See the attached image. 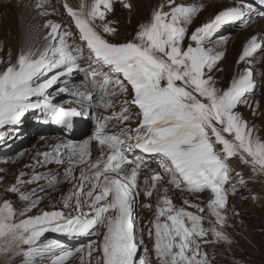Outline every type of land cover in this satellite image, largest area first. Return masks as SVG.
<instances>
[{
	"label": "snow or ice",
	"instance_id": "snow-or-ice-1",
	"mask_svg": "<svg viewBox=\"0 0 264 264\" xmlns=\"http://www.w3.org/2000/svg\"><path fill=\"white\" fill-rule=\"evenodd\" d=\"M169 5L168 12L155 10L150 21L139 26L132 40L113 43L97 30L95 24L99 20L103 33L115 35L117 29L110 26L111 22H106V15L114 11L113 0H93L87 11L83 3L78 10L65 3L83 47L69 44L68 37L72 33L61 31L60 24L49 21L45 25L50 29L45 37L48 44L43 51L39 54L31 50L22 52L15 62L0 69V128L16 125L25 113L41 108L46 110L52 123L71 128L75 118L89 114L87 109H107L112 106L111 98L127 97L128 86L131 90V99L122 102L118 114L96 121L90 139L108 150L106 158L102 151L101 159L89 162L87 141L68 146L72 156L78 157L74 163L88 164L87 169H81L79 184L63 199L64 207L72 208L75 214L42 211L18 219L36 207L41 199L38 196L32 198L35 189L23 192L21 187L48 179L46 176L35 175L24 180L25 174L21 173L16 183L5 190L17 194L18 200L24 202L21 208H15L7 199L0 203V255L6 261L12 256H22V264H36L37 257L50 254L53 256L51 264H66L83 249H65L58 242L37 246L44 233L84 235L102 227L104 231L99 244L88 245L90 257L93 252L99 253L96 264H152L147 247L144 255L138 252L143 239L137 236L134 204L139 195L137 177L142 163L139 158H128L126 153L132 148L160 161L162 171L151 177V187L144 191L146 197L153 195L157 182L162 180L182 192L208 191L211 194L206 207L185 199L184 205L196 209L192 212L175 205L168 189H163L164 194L157 201L155 217L148 230L156 264H210L202 245L220 241L231 243L223 231L229 191L225 184L231 179L232 171L229 160L237 158L250 165L253 176H264V140L255 135V130L236 111L240 104H247V95L256 86L253 72L246 68L231 79L228 87L218 88L210 73L223 54H213L204 45L223 25L244 19L251 8L232 6L219 11L210 21L192 31L188 36L189 43L184 47L187 26L203 5H184L175 0H169ZM123 7L131 8V5L123 3ZM84 48L88 52V69L81 68L79 63L84 59ZM262 48L264 43L258 42L256 36L250 37L237 63L246 61ZM75 71L90 74L93 91L99 89L101 93L95 104L92 103L93 91L73 93L80 98L77 102L84 105L81 110L57 106L48 91L62 76ZM53 72L55 74L49 75ZM58 91L63 93L67 89ZM106 96L110 99L105 100ZM33 97L36 98L34 101ZM131 106L138 111L132 114ZM134 118L139 119L136 128L121 129L113 134L107 132L112 120L127 122ZM42 155L44 162L61 163L58 154ZM126 164L134 166L129 174H122ZM69 176L71 169L65 173V178ZM236 177L240 185H245L241 173L237 172ZM59 182L53 176L48 179L47 186L54 187ZM85 182L91 184L87 191ZM145 183H148L147 179ZM235 188L233 185L230 190L235 191ZM83 197L90 200L87 212L83 210ZM205 212L214 218L208 219L209 228L203 226L206 217L201 213ZM209 233L211 240L207 239ZM56 250L59 255H55Z\"/></svg>",
	"mask_w": 264,
	"mask_h": 264
},
{
	"label": "rangeland",
	"instance_id": "rangeland-1",
	"mask_svg": "<svg viewBox=\"0 0 264 264\" xmlns=\"http://www.w3.org/2000/svg\"><path fill=\"white\" fill-rule=\"evenodd\" d=\"M176 1L177 0H175V2ZM179 1L181 3H185L188 0H178L177 2L179 3ZM225 2L228 3L230 2V0L224 1L223 4L220 6L221 8L224 7V5H226ZM123 3H129L131 5V8L123 7ZM42 4L45 3L42 2ZM42 4L39 2V5L41 6L37 8L39 9L42 7L43 8L47 7L52 10V8H50L49 6H44ZM59 4H60L59 0H55V4L53 5H56L57 8L59 7ZM140 4L143 9H138L137 7H134L132 0L113 1L114 11L106 15V22H111L110 26L117 29L115 35H108L106 33H103L102 22H100L99 20L95 22L97 30L100 31L101 34L104 35L106 39H108L110 42L113 43H123L132 40L136 32L139 30V26L143 23H148L150 21L151 16L154 12V8L156 7L157 8L156 10H161V8H163L162 6L160 7L157 5L154 6L152 5V8L154 7L152 11L150 13L145 12L144 13L145 16H143L142 12L145 11V4L143 2H141ZM235 4L240 6L239 3L237 4V2ZM165 6L166 9H164V12L170 11L169 2H167ZM88 9L89 8L85 9V11H87ZM60 14H61V6L60 9L56 10L54 16L55 18H57L56 22L58 24L65 25L66 21L64 22V18L61 17ZM256 15L257 14H255L254 16ZM205 22L206 20L202 19L198 12L197 15L193 18L192 23L187 26L188 31L184 41V45H183L184 47H187L189 43L188 36L191 35L192 31H194L197 27L201 26ZM241 30H243V27L240 28L238 27L234 31L231 30L226 35L224 36L222 35L223 39L218 37L216 40L212 42L205 43L204 46L207 49H211L213 54L218 53L219 52L218 49L221 47L219 46V48L217 49L216 45L219 44L223 46L222 43L225 42V37L228 34L232 33L230 35L237 36V34L241 32ZM213 44L215 45L213 46ZM37 46H40V44L38 43L36 47ZM207 46H210V48ZM211 46H213V48H211ZM257 53H259V50H257V52H255L252 57L247 58L245 61V62L247 61L253 62V65L246 63L240 69L242 71L238 70V72L236 67H234L231 70L232 71L231 74H226V72L229 73L230 67L232 65L237 66L236 62L239 56H237L236 53H232L229 56H226L225 58L222 56V59L217 62L214 70L210 74L213 76L215 84L218 88H226L229 86L231 79L241 74V72H243L244 69L246 68L249 69L251 67L254 70L253 73L255 74V76L253 75V79L256 86L253 92L247 95V101H248L247 104H243V103L240 104L236 109V111H238L242 115L244 120L247 121L249 127H252L255 130V135H257L261 140H264V106H263L264 85L262 83V78L260 77L261 72H258V71H264V68L261 67L263 65L262 60L264 58V50H262V53H260V57H257L258 55L256 56ZM11 55L10 53H8V57L12 58L13 56L12 62L13 61L15 62L17 55H12V56ZM255 58L257 59L256 61L254 60ZM255 62H258L257 64L259 66H256L258 69H255V65H257L255 64ZM8 63L9 60L5 61L4 67L8 65ZM226 64H228V66ZM1 67L0 69H3V67L2 68ZM79 99H80L79 97L72 98V100H75V102ZM75 102L72 103L75 105L73 107H75L76 109L81 110L84 107L82 103L75 104ZM53 103L56 104L57 106H62L60 102H56L55 100L53 101ZM116 110H117L116 113H118L119 109L116 108ZM111 113L113 114L114 112L111 110L110 112H107L106 115H111ZM83 117L84 118L82 117L81 118L86 119V123L88 124H90L91 121H94V118L91 117L90 115ZM133 123L136 124L135 121H133ZM32 128L30 127L26 139H24L23 137L24 135L23 132L26 133V130L22 131L21 138L24 140H22L21 143H19L20 141L18 140L17 142H12L10 145H7L6 147H4L3 145L0 148V150L3 151L2 153H0V156H6V158L12 150L15 151L20 146L22 149L25 150V154L23 155L24 158H22L24 159V163H20L18 161L14 163L13 161H10L11 163L9 165H7L8 163L5 164V166L7 165L5 167L4 164H2L3 161L0 162V203H2L3 200L7 199L12 202L15 208H21L24 206V202L18 200L17 194L9 193L5 191L8 187L16 183V179L17 177L20 176L21 173L25 174L22 177V179L24 180H29L35 175L46 176L48 179H51V177L54 176L57 177L58 180L60 181L54 187L47 186L48 179H41L32 184H25L21 187V191L23 192H30L32 189H35L36 190L35 196H33L32 198L35 199L38 196L41 197V199L39 204L36 205V207L31 208L29 211L25 213L24 217H18V219H24L27 216L38 215L42 211L59 210V211H63L65 214H69V213L75 214L73 213L72 208L64 207L63 199L67 193L73 190L74 186L79 184L81 169H87L88 164L74 163V161L77 160L78 157L72 156L70 150H68L69 154L71 155L69 159H67L68 157L66 155L65 157H63V154L61 156L62 158L58 156L61 163H56L54 160H50L49 162H44V156L42 155L43 153H50L52 156H56L57 154L53 150H51L50 146L48 145L42 146L41 150H39L38 152H37L38 147L34 149L33 146L38 144V142L41 140L40 138L49 135L50 133L44 135L43 133L45 132L41 131V129L34 130L35 127ZM41 132L42 134H40ZM7 135L13 139L14 133H7ZM55 136L57 137V135ZM86 137H91V136H87V135L81 136L77 141H70L68 139H63L64 144H62V146L66 147L67 144L72 145L76 143H77L76 145H80L88 140ZM39 145L40 144H38L37 146ZM97 147L100 149L98 150L100 153L102 151H105L102 149L101 146L97 145ZM20 150H18V153H21ZM88 150L90 152V147ZM89 157H88V161L90 162ZM95 161L96 160L92 162ZM129 167L132 168L133 166L129 164H126L125 167L123 166L121 170L122 174L124 173L127 174L126 171L127 169H129ZM229 167L232 171L230 173L231 179L228 182H226V188L229 189V191L227 194L226 209L224 210V214L226 216V224L225 227L223 228V231L229 237L231 243L225 241H220L217 243H208L202 245L203 250L208 254L210 264H264V176H253L250 165L243 164L237 158H230ZM69 169H71V176L65 178V173ZM146 171L148 173L147 184L144 182V180L137 177L138 178L137 183H139L138 184L139 190L141 186H142L141 190L144 186H146L147 188L151 187L150 178L156 172L149 170ZM237 172L241 173L243 179L245 180V185L242 186L238 183L239 178L236 177ZM102 179L103 178L101 177V180ZM158 183H159L158 184L159 187L162 186L164 187V189H168V195L172 198L173 203L175 205L185 207L186 210L192 212L196 211L195 208H190L187 205H184L183 201L185 199L189 200L193 204H198L202 207H206L207 199L211 195L210 192H205L201 194H192V193L188 194L187 192H182V191L172 192L169 186L166 185L163 180L158 181ZM233 185H236L235 191L230 190ZM90 188H91V184L85 182V190L87 191ZM98 191L99 189H96V192ZM140 191H139V195H137L135 198V204H134V216L136 218L135 222H137L136 228L139 230L137 232V236L138 237L142 236L143 239V244L139 248L138 252L139 255H144V248L147 247V249L149 250L148 257L151 259L152 264H156L155 256L154 253L152 252L153 242L148 236V230L149 228H151V221L155 217V208L158 200H156L154 192L152 196L146 197L144 195V192L140 193ZM88 203H90L89 198L83 197V204H84L83 210L86 212L89 211V209L87 208ZM72 204L73 205L75 204V198H73ZM145 205H151V207H145ZM201 215H204L206 217L203 226L205 228L211 227V225L208 223V219H214V218L208 217L207 212L201 213ZM103 231L104 229L102 227H99L98 236L94 238L92 241H88L82 246L76 247L71 245H65L63 243H60L56 239L52 238L51 236H46L45 239L38 241L37 246L43 247L44 245L55 244L58 242L59 244L63 245L65 249L75 250L77 248H80L83 249V251L80 253H76L73 257L69 258V260L66 261V264H96V257L99 255V253L93 252L92 256L90 257L88 255V245L93 243L98 245L99 242L102 240ZM207 239L208 240L212 239L211 233H209ZM22 248L26 250L27 246H22ZM59 254H60L59 250H56L55 255H59ZM22 259H23L22 256H12L10 260L6 261L5 257L3 255H0V264H22ZM52 259H53L52 255L45 254V256L43 257L36 258V264H51Z\"/></svg>",
	"mask_w": 264,
	"mask_h": 264
},
{
	"label": "bare ground",
	"instance_id": "bare-ground-1",
	"mask_svg": "<svg viewBox=\"0 0 264 264\" xmlns=\"http://www.w3.org/2000/svg\"><path fill=\"white\" fill-rule=\"evenodd\" d=\"M224 1H229V0H188L185 3H181L180 1H179V3L184 4V5H201L202 4L203 8H202V10L199 11V14H200V17L202 19H204V20H206V22H208L219 11L228 7L226 2H225L226 5H224V7H222V8L220 7ZM233 1L234 0H230V2H233ZM39 2L41 4H42V2H44L45 4H42V5L49 6L50 8H52V10L47 8V7H45V8L42 7V8L38 9L37 5L39 4ZM92 2H93V0H59L60 4H59V7H57V8H56V5H53V4H55V0H10L8 2L0 4V67L1 66L3 68L7 67V65L4 67L5 61L9 60V62H12V60H13L12 55H17V57H18L19 56L18 54L20 52L22 53V52H26L28 50H31V51H33V52L35 51V53H37V52L43 51V49L48 44V41L45 39V37L48 35V33L50 31V29L46 28L45 25L49 21H51L53 23H57L56 22L57 18H55L54 13H56V10L60 9V6H61L60 16L64 17L63 16V10H66L64 7L65 3H67L74 10H78L82 3L84 4L85 9L90 8ZM141 2H143L145 4V11L142 12L143 16H145L144 15L145 12L150 13L152 11V9L154 8V7L152 8V5L153 6L157 5L160 7L162 6L163 8H161V10L164 11V9H166L165 4L167 2H169V0H132L134 7H137L138 9H143L141 7V4H140ZM238 3L240 4V6H238L236 4H234V6H236V7H245L246 6V3H244V1L237 2V4ZM86 4H88V5H86ZM249 7L251 8V12L244 19H242L241 21H238V23L236 25H231V27H228L227 31H225L224 33H222V32L215 33V34L213 33V35L205 43L212 42V41L216 40L218 37L222 38V35L224 36L227 33H229L232 29L235 30L238 27L239 28L243 27V30H241V32L239 34H237V36L236 35H230V34H232V33H230L225 37V42L222 43L223 46H221L219 44L216 45L217 49L219 48V46L221 47L218 49L219 50L218 53H222L224 58L226 56H229L232 53H236L237 56L240 57V55L242 54V49H243L244 45L246 44L248 39L252 36H256L258 38V42L264 43V15H262L261 13H258V12L256 13V12L252 11V10H255V7L253 5H250ZM156 9L157 8L155 7L154 11ZM53 11H55V12H53ZM253 14L254 15L257 14V15L254 16ZM72 23L73 22L71 21L70 25H72ZM70 25L66 21L65 25L64 24L61 25V31L67 32V30L71 29ZM73 40L68 38V43H70L71 41L73 42ZM38 43L40 44V46L36 47V45ZM217 43H220V42H217ZM214 45L215 44H213V46ZM213 46H211V48H213ZM207 47L210 48V46H207ZM236 48H237V50H236ZM262 50H264V48L259 50V53L256 54V56L258 55L257 57H260V53H262ZM8 53H10V55L12 54L11 55L12 58L8 57ZM37 54H39V53H37ZM239 57H238V59H239ZM256 58L254 59L255 61L257 60ZM238 59H237V61H238ZM231 62H232V59H231ZM246 63L253 65V62H251V61L240 62V63H237V66L232 65L230 67L229 73L226 72V74H231V72H232L231 70L234 67H236L237 72H238V70H240ZM257 63L258 62H255V64H257ZM262 64L263 65L261 67L264 68V58L262 60ZM226 65L228 66V64H226ZM230 65H231V63H230ZM256 66H259V65L258 64L255 65V69H258ZM83 69H88V67L84 66ZM249 69L252 72L254 71L251 67ZM240 71H242V70H240ZM234 72H236V71H234ZM258 72H261V76L260 75L259 76L262 78V83L264 85V71H258ZM262 72H263V74H262ZM53 74H55V72L49 73V75H53ZM253 75L255 76L254 73H253ZM60 88H65V89H67V91L60 93L58 91V89H60ZM86 89L87 88L85 87V82L80 81V80L78 81V78L76 77V75L72 73V74L67 75V76H62L57 81V83L54 84L52 86V88H50L48 91L50 93V97L52 98V100L60 101V104L65 107V106H68L69 103L75 102V100H72V98H78V96L73 95V93L78 92V91H85ZM89 91H90V87H89ZM66 97H68V98H66ZM32 99L34 101L35 97H33ZM97 100H98V96H96V95L93 96L92 102L94 104L97 102ZM112 105H113V103H112ZM72 107H73V105H72ZM101 110L107 111L108 108L105 109L102 107ZM24 118H25V115L22 117V120ZM41 118L45 119V118H47V116L43 115L40 112L39 117L37 115H34L31 119L25 118L23 121H20L18 123L20 125V127H16V129H12L9 127L1 128L0 135L2 136V139L4 140V146L10 145L12 142H17L18 140L20 141L19 143H21L22 140L27 138V133L29 132L30 127L31 128L35 127L34 130L41 129V131L45 132V133H43L44 135L47 133H50L49 135H46V136L40 138L41 140L38 142V144H40L39 145L40 148H39V146H37L38 144L33 146L34 149L38 147L37 152L39 150H41L42 146L48 145V146H50L51 150H53L56 154H58V156H60V158H62L61 156L63 154V157H65V155H66L68 157L67 159H69L71 156L68 152L69 147H67L69 145L67 144L66 147L62 146V144H64L63 139H65V137H62L61 135L59 137L56 129L50 128L49 124L46 121H41ZM32 121H34L33 123H35V124H32ZM36 123H41L44 125H40V124L36 125ZM128 125L135 126L136 124L133 123V121H130V122H128ZM24 130H26V133L23 132L24 133V135H23L24 139H22L21 133ZM7 133H14L13 139L10 136H8ZM40 134H42V132ZM53 134L57 135V137ZM86 138L88 139L87 140L88 149L90 147V152H89L90 153V157H89L90 162L97 160L98 158H101L102 152L100 153L98 151L100 149L97 147V145L98 146H100V145L96 141L91 140L90 137H86ZM76 144H72V145H76ZM57 146H59V147H57ZM20 149H22L21 146L19 148H17V150H15V151L12 150L10 152V154L7 156V158H6V156H0V162L3 161L2 164H4V166L7 163H8L7 165H9L11 163L10 161H13L14 163L17 161L20 163H24V159H22V158H24L23 155L25 154V150L24 149L20 150ZM18 150H20L21 153H18ZM103 150H105L103 152H104V158H106L108 150L106 148H103ZM11 156H14V157H11ZM70 163H72V162H70ZM132 166H134V165H132ZM124 167H125V165H124ZM130 170H131V168L129 167V169H127V171L126 170L125 171L127 172V174H129ZM147 177H148L147 171L145 172L144 170L140 169L139 173H138V178L144 180V182H145ZM151 183H152V180H151ZM158 184L159 183L157 182L156 190L153 191L154 195L156 197V200H158L159 197L164 194L163 193L164 187H162V186L159 187ZM141 187H140V190H141ZM146 188L147 187L144 186L141 191L139 190L140 193L144 192ZM135 224L137 227V222H135Z\"/></svg>",
	"mask_w": 264,
	"mask_h": 264
}]
</instances>
